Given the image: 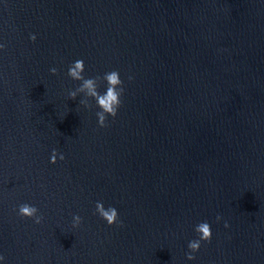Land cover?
<instances>
[{
  "label": "water",
  "instance_id": "obj_1",
  "mask_svg": "<svg viewBox=\"0 0 264 264\" xmlns=\"http://www.w3.org/2000/svg\"><path fill=\"white\" fill-rule=\"evenodd\" d=\"M0 43V264H264V0H0ZM76 60L120 74L105 128Z\"/></svg>",
  "mask_w": 264,
  "mask_h": 264
},
{
  "label": "clouds",
  "instance_id": "obj_2",
  "mask_svg": "<svg viewBox=\"0 0 264 264\" xmlns=\"http://www.w3.org/2000/svg\"><path fill=\"white\" fill-rule=\"evenodd\" d=\"M30 40L35 42L36 36L31 35ZM5 49V45L0 43V51ZM52 75H58V69L53 67L50 70ZM85 65L83 60H76L68 68V77L72 81L80 82V86L75 90L68 91V98L71 100H76L79 95H83L84 99H81L79 103L86 109H91L92 105L90 101L96 102V107L99 111L96 112V117L98 121V126L100 128H105L108 126V117L115 119L118 113V109L121 107V97L124 93L123 82L120 78L118 71L107 72L103 77L96 76L92 78H85ZM132 77H129L131 80ZM106 84V91L101 93L99 91L100 83ZM57 158L60 161L65 159L64 155L58 153L55 149L52 151L50 157V163L55 165L57 163ZM95 214H97L109 227L119 226L123 227L122 222H120L118 211L115 207L109 206L107 209L104 207L103 202L98 201L95 205ZM17 215L21 219L32 220L35 224L39 225L43 222V216L39 213V209L28 203H22L18 206ZM221 219L220 216L216 217L217 222ZM82 224V218L79 215L73 216L72 227L77 229ZM225 228L229 225L225 223ZM195 232L197 235L196 239L189 241L188 249L186 253V259L193 261L196 259L195 254L199 252L202 244L210 243L212 239V231L210 224L205 221L199 223L195 227ZM5 258L0 255V261Z\"/></svg>",
  "mask_w": 264,
  "mask_h": 264
}]
</instances>
